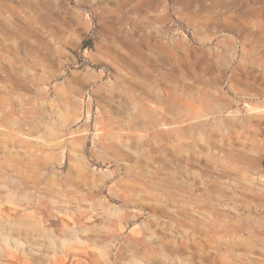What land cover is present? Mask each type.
Segmentation results:
<instances>
[{"label": "rangeland", "instance_id": "obj_1", "mask_svg": "<svg viewBox=\"0 0 264 264\" xmlns=\"http://www.w3.org/2000/svg\"><path fill=\"white\" fill-rule=\"evenodd\" d=\"M0 264H264V0H0Z\"/></svg>", "mask_w": 264, "mask_h": 264}]
</instances>
